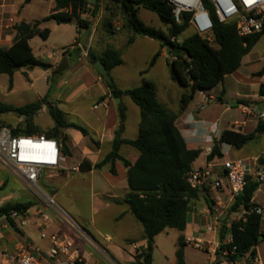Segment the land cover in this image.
Segmentation results:
<instances>
[{
	"label": "crops",
	"instance_id": "0c3cea01",
	"mask_svg": "<svg viewBox=\"0 0 264 264\" xmlns=\"http://www.w3.org/2000/svg\"><path fill=\"white\" fill-rule=\"evenodd\" d=\"M24 1L25 0H21L16 3L15 0H0V49L6 50L11 45L14 37L13 26L20 22H24L19 17L23 4L28 6L33 0L28 4H25ZM49 1L54 4L49 13L51 14L55 7V1ZM107 8L104 0H100L96 9L92 4L88 6L87 14L81 16L91 21V25L88 29H79L74 23L65 24L70 25L75 30L77 36L73 42L77 45L75 50L77 51L78 61H80L81 64L74 69H65L59 75V80L56 83L58 93L55 99H48V101L64 114L67 123L80 126L88 132L86 136L79 132L81 136L77 138L71 137L68 134V129L65 130L71 153L70 157H67L68 162L66 156H64L66 159L65 164H68L67 166L74 164L80 165L82 161H87L93 167L110 153L115 130L118 127V103H121L125 108V122L121 139L133 141L137 138L140 117L139 108L127 96L121 97L120 100L113 99L110 95L107 83L94 70L93 64L89 61V55L99 59L102 54L108 50L118 52L122 61L120 66L115 67L109 73L118 89L124 91L136 88L141 86L144 81H149L154 84L157 102L176 116L175 125L182 135L187 148L200 151L199 157L191 165V170L203 168L211 162L219 163L221 160H250L260 154L264 148V133H256L254 138L241 149H235L229 145L222 144L220 146L222 158L207 161V156L210 154L208 151L211 152L214 141L217 140L221 132L224 131L222 130L216 135L215 128L217 123L211 121L213 117L207 112V105L210 102H217L218 104L216 105L223 106V102L226 98H235L238 105H240V113L243 116V120L228 123L229 127L225 130L233 129L239 131L243 135L254 133L259 123L254 116L245 115L244 110L247 107L255 106L259 97L264 95V93H259L260 86L264 85V75L260 77L262 81L259 83L256 98L251 99L249 95H246V91L243 87L244 82L247 81L243 74L246 73L240 72L243 57L239 68L232 74L225 76L221 83L215 86L217 88L216 94H212L211 90L203 91L205 95V97H203L200 95L199 91H196L190 101L185 106H181V98L183 96H188L190 90L181 87L171 78L168 62L174 58L168 53L169 48L161 47V43L157 40L134 34L130 29L125 27L124 24L119 27L117 23H114L113 32L109 34L104 26V20L107 17ZM92 10H95L93 16L89 14ZM149 12L152 14L145 16L146 22L148 21L151 23L155 19L154 17H157L156 19L160 21L155 13ZM153 14L156 16H152ZM139 20L144 25L154 28L143 22L140 18ZM34 22L36 21L24 23ZM40 26V29H44ZM154 29L166 31L167 27L163 25V29ZM121 32H125L127 35L123 45V41H118V36ZM130 39H132V43H129ZM30 40L28 44L31 48ZM92 45H94L93 48L95 52L92 51ZM115 46L116 48H112ZM134 47H138L143 51V67L135 72L125 69L119 70L125 65V60L122 59L120 50H130ZM67 51H63V53L66 54ZM157 53L159 55L154 65L149 67L152 57ZM39 61L42 62L41 60ZM247 64L248 62L245 66ZM158 67L161 69V78L157 83V81L151 77V73L157 71ZM47 68L52 72L55 70V68L50 65H47ZM115 71H117L116 79L112 77ZM249 74L252 77L258 75V73ZM155 77L156 76H154V78ZM179 88H183V90L188 91V93H181ZM87 93H92V102L94 103H92L91 106L77 103V100ZM225 110H228V108ZM39 112H42V110ZM70 117L74 118L77 123L68 121L67 118ZM18 121L22 122L23 119L18 118ZM55 140L61 145L57 139ZM223 146L227 147L225 152H223ZM103 148H107L108 151L102 153ZM118 153L130 163H134L138 157L137 150L129 145H121ZM109 168L110 166L107 164L99 170L91 169L86 172L79 171L87 175L89 180L86 183L82 180H77L76 182V184H80L82 187L83 185L88 186L91 195L98 197L99 200H103L105 203L104 208H109L113 212L111 233H102V231L95 226V218L94 215L91 214V219L89 220L90 227H88L91 231L85 229L84 231L91 238L93 245H89L84 240L75 237L76 247L80 253L83 264H131L132 245L146 246L142 226L133 217L129 207L122 202L129 192L126 183V169L120 161L114 163L115 174H111ZM106 172L110 176H108ZM42 173L45 174V178L41 181L40 185L37 184V187L39 190L43 189V196L52 198L61 209L67 212L79 224V222L83 220L79 212L72 208L67 199L59 196V190L67 186L68 179L71 178L73 173H69V170L66 169L60 171H45ZM14 178V182L18 184V189L17 194H9V197L12 198L18 197L20 194L19 192L24 194L26 189H28L20 179ZM0 184H2L1 181ZM259 195L261 196L260 200L258 198ZM78 196L77 194H73L70 197L76 198ZM70 197H68L69 200ZM228 198L227 190L210 194L199 192V196L197 200L193 202L192 210L189 212L194 214V219L189 224H186L183 232L185 244L189 236L194 238L203 236L202 228L209 221V215L213 210L214 203L219 202L220 204H225ZM262 201H264V184L259 185L251 201L252 204H254V208L261 210V222L264 218V203H262ZM25 202H7L0 205V207L7 204ZM91 210H94V207H92ZM40 213H47L49 215V221L47 223L44 224L42 222ZM21 218L26 219V224L24 226H19L18 219H11L17 231L9 225L5 217L0 218V264H18L15 254L20 248L27 249L31 254L38 257L40 264H52V260L47 257L50 243L48 240L40 237L41 231L44 230L47 234H52L57 232H69L68 229L48 210L46 202L42 200L34 202V205L24 216H21ZM260 230L264 232V229L261 228V223ZM166 231L167 230L162 233ZM156 237L154 238V245L156 243ZM259 247H262L264 254V242L259 243L254 249L260 256ZM185 248L184 263L186 264ZM204 256V264H208V258L206 255Z\"/></svg>",
	"mask_w": 264,
	"mask_h": 264
},
{
	"label": "trees",
	"instance_id": "16d2710c",
	"mask_svg": "<svg viewBox=\"0 0 264 264\" xmlns=\"http://www.w3.org/2000/svg\"><path fill=\"white\" fill-rule=\"evenodd\" d=\"M31 0H25L28 4ZM55 7L51 14L41 21L34 23L20 22L13 26L14 37L11 45L6 49H0V75L9 77L11 88L14 73L21 68H35L44 64L37 60L29 47L28 41L33 37L46 40L49 30L40 29L43 22L53 21L57 25L74 23L79 29H88L91 25L89 19L81 16L87 14L88 6L94 5L96 9L100 0H54ZM109 2H113L122 12L125 20L124 26L138 36L148 37L161 43V47L178 45L185 49V53L175 55L168 49V53L174 58L169 62L171 78L181 87L188 88V96L181 98V106H185L196 91H209L223 78L235 72L257 41L264 36L262 30L254 35L240 37L237 35L233 23H220L212 14L210 0H201L203 8L208 11L212 23L210 35L211 40L202 38L194 33L190 37L178 43L177 38L188 28L189 13H183L180 21L176 22L172 7L167 0H106L107 17L104 26L109 34L113 32L115 14ZM143 8L155 13L160 22L167 27L166 31L157 30L144 25L138 18L139 9ZM95 10L90 11L92 16ZM132 43V39L129 40ZM158 53L155 54L149 67L154 65ZM100 60L105 69L110 73L112 69L122 64L120 54L108 50L101 58L89 55V61L94 64ZM264 69L258 73L263 74ZM110 95L115 100L127 96L140 112L138 135L133 141L121 139L124 129L125 108L121 103L117 105L118 127L112 143V150L102 161L93 167L87 161H82L79 171L86 172L91 169L99 170L109 165L111 174H115L114 163L120 161L126 169V183L129 192L122 202L136 221L143 228V236L146 240V250L139 257L143 264H151L154 248V238L168 229L179 232L177 250L175 253V264L184 263L183 232L187 224V214L192 210L193 202L197 200L199 192L192 190L187 182V174L191 171V165L199 157L200 151L188 149L182 135L175 125L176 116L170 113L163 105L159 104L155 97V86L152 82L144 81L141 86L120 90L112 81L107 83ZM259 93H264V85L260 86ZM46 105L48 113L53 119L54 125L44 135L47 138L57 139L61 143V153L69 157L70 153L65 146L67 137L63 131L73 129L82 135L88 132L77 125L65 121L64 114L53 104L47 101L46 96L42 99L15 108L0 103V117L5 114H15L23 121L15 129H11L14 135L32 136L36 133L31 118L35 116L42 107ZM0 123V128H1ZM256 133H264V125L258 124L254 133L243 135L239 131L229 129L221 132L219 138L214 141L207 161L222 158L220 146L229 145L235 149H241L251 141ZM121 145H129L138 152L134 163H130L119 155ZM259 188V184L248 182L242 192L235 198L231 210L240 206L243 208L253 207L252 198ZM34 205L33 202L7 204L0 207V218L5 217L9 225L17 231L10 216L16 213L24 216ZM262 216L250 214L244 223L232 224L229 232L232 237L231 246L236 248V254L242 256L248 252L255 253V247L264 242V232L260 230ZM224 230L220 234L223 237ZM261 238L260 242L258 239ZM140 260V261H141Z\"/></svg>",
	"mask_w": 264,
	"mask_h": 264
},
{
	"label": "built area",
	"instance_id": "2783aa9c",
	"mask_svg": "<svg viewBox=\"0 0 264 264\" xmlns=\"http://www.w3.org/2000/svg\"><path fill=\"white\" fill-rule=\"evenodd\" d=\"M172 7L173 17L180 21L183 13H189L188 25L194 33L205 38L210 33L212 23L201 0H167ZM220 23H233L238 36L247 37L259 33L264 26V0H210ZM200 95L205 97L203 91ZM245 115H252L258 123L264 125V95H261L255 106L247 107ZM210 153V151H208ZM65 157L61 153V145L44 135L36 137L14 135L7 127L0 128V165L14 177L20 179L37 197L39 176L45 171L65 170ZM69 173L79 172V165H71ZM186 182L192 190L204 194L228 192L225 204L214 203L209 221L202 228V237L189 236L186 245L204 254L208 264H263L257 252L238 256L236 248L231 246L232 237L229 232L232 224L244 223L250 214L261 215V210L254 207H239L231 210L235 198L242 192L248 182L264 184V148L260 154L250 160L227 159L219 163H208L203 168L191 170ZM39 199V198H38ZM41 200V199H40ZM48 210L54 214L70 232L47 234L41 231L40 237L48 240L50 248L47 257L52 264H83L76 247L75 237L93 245L78 222L61 209L52 198L44 197ZM11 219L19 221V226L26 224V219L16 213ZM45 224L49 221L47 213H40ZM224 230L223 237L220 234ZM146 246L132 245V263L143 264L139 257ZM18 264H40L39 258L29 250L20 248L15 254ZM108 260V259H107Z\"/></svg>",
	"mask_w": 264,
	"mask_h": 264
},
{
	"label": "rangeland",
	"instance_id": "374dc122",
	"mask_svg": "<svg viewBox=\"0 0 264 264\" xmlns=\"http://www.w3.org/2000/svg\"><path fill=\"white\" fill-rule=\"evenodd\" d=\"M18 3L21 0H15ZM106 1V0H104ZM109 4L114 9L113 12L115 14V21L119 27L125 24V20L122 17V12L116 6L115 3L109 2ZM53 3L49 0H33L32 3L28 6L23 4V7L20 12V19L24 22H33L39 21L49 15L51 8L53 7ZM212 14L216 18L215 11L213 7L211 8ZM208 13V11H207ZM149 11L145 9H140L139 18L148 25L153 26L154 28L163 29V25L154 17L155 19L149 23L146 22L145 16L150 15ZM152 16H156L153 14ZM41 28H46L50 31V34L46 40H42L40 37H34L30 40L31 49L33 51L34 56L41 60L44 63V67H35V68H21L16 71L12 77L11 88H9L10 81L9 77L5 74L0 75V103H4L6 105L19 108L24 105L34 103L43 97L46 96L48 99H55L58 93L57 81L59 80V75L65 70L70 68H76L81 64L78 61L77 51L75 48L77 47L76 43L73 42L76 39L75 30L70 25H57L53 21H47L41 24ZM123 31V30H122ZM194 34V31L190 26L178 36L177 42L180 43L184 39L190 37ZM127 35L125 32L119 33L118 41L124 44ZM206 39L211 40L212 37L209 34L205 36ZM94 45H92V51L95 52ZM112 48H116L112 47ZM68 50V51H67ZM63 51H67L66 54ZM122 59L125 60L124 67L119 70H129V71H138L139 68L143 67L142 64V53L138 47H134L130 50L123 49L120 50ZM248 64L245 66V64ZM169 64V62H168ZM47 65L53 66L55 68L54 72L47 68ZM264 69V36H262L257 43L253 46L251 51L247 56L243 58L242 67L240 72L246 73L243 74L247 79L244 82V89L246 91V95H249L251 99H255L258 93L259 83L262 81L260 77L263 74H259L256 76H251L249 73H259ZM115 71L113 76L115 79L117 78ZM154 76H156L154 78ZM151 77L155 79V81H159L161 78V69L157 68V71H153L151 73ZM114 81V80H113ZM228 82V81H226ZM130 85V84H128ZM133 85V84H132ZM75 89V87H74ZM73 90V89H72ZM181 93H188V91L183 90V88H179ZM217 88H212L211 93L216 94ZM92 93H87L83 97H80L77 100V103L81 105L91 106L92 103ZM217 102H210L207 105V112L211 115L212 122L217 123L215 132L216 135L219 134L222 130H225L229 127L228 123H233L234 121L243 120V116L240 113V105L235 98L225 99L223 102V106L216 105ZM228 108V110H225ZM42 112H38L35 116L31 118V123L36 131L32 137H36L39 133L45 134L47 130H50L53 127L54 122L51 116L48 113L47 106L44 105L42 107ZM68 121L73 123H77L74 118H67ZM2 127H7L9 129H15L20 125V121L15 114H5L1 116L0 120ZM65 130L63 131V135H65ZM68 134L71 137H80L81 134L72 129H68ZM66 136V135H65ZM249 143V142H248ZM65 146L70 153V145L68 144V139L65 142ZM134 150V149H133ZM227 150L226 146H223V152ZM107 148H103L102 153L107 152ZM71 154V153H70ZM225 155V154H224ZM70 157V156H69ZM67 162L68 158L66 157ZM71 163V160H70ZM75 163V162H73ZM68 164H64L65 169L68 170L70 166ZM77 165V164H74ZM121 166V165H120ZM123 168V167H121ZM124 170V169H123ZM108 175V173L106 172ZM110 176V175H108ZM45 178V174L41 173L39 176L38 185H40L41 181ZM14 176L4 169L0 165V205L7 202H25L31 201L36 202L38 200H43V189L40 192H37V197L32 194L29 189H26L25 193H21L18 197L12 198L9 197V194H17L18 184L14 182ZM77 180H82L84 183L88 182V176L82 174L80 172L73 173L70 179H68V184L65 188L60 189L59 196L65 198L69 201L70 205L73 209L77 210L80 214L81 220L79 222L80 226L85 230H90L89 220L91 219V214L94 215L95 218V226L102 231V233H111V226L113 225L112 216L113 212L109 208H104L105 203L103 200H99L98 197L91 195L89 192V188L86 185L83 187L80 184H76ZM79 195L78 197L71 198V195ZM70 197V200L68 199ZM39 198V199H38ZM259 200L261 196H258ZM264 203V201H262ZM94 207V210L91 208ZM264 217V214H263ZM194 219V214H187V223L189 224ZM261 228L264 229V218L261 222ZM91 231V230H90ZM178 232L173 229H168L165 233L159 234L155 239V245L152 252V261L151 264H175V253L177 250L178 243ZM259 252L261 256V260L264 263V254L262 251V247H259ZM185 258L186 264H204L205 256L191 248L190 246H186L185 248Z\"/></svg>",
	"mask_w": 264,
	"mask_h": 264
},
{
	"label": "water",
	"instance_id": "95a60500",
	"mask_svg": "<svg viewBox=\"0 0 264 264\" xmlns=\"http://www.w3.org/2000/svg\"><path fill=\"white\" fill-rule=\"evenodd\" d=\"M170 52H172L175 55H181L185 53V49L182 48L181 46L178 45H169L168 46ZM40 67H44V66H40ZM93 68L94 70L102 77V79L106 82V83H111L112 79L109 75V72L105 69L104 65L102 64L101 61H97L93 64ZM262 237H260L258 239V241L260 242Z\"/></svg>",
	"mask_w": 264,
	"mask_h": 264
}]
</instances>
